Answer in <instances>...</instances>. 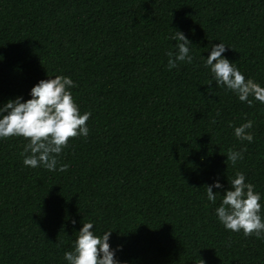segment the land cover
<instances>
[{"label": "trees", "instance_id": "obj_1", "mask_svg": "<svg viewBox=\"0 0 264 264\" xmlns=\"http://www.w3.org/2000/svg\"><path fill=\"white\" fill-rule=\"evenodd\" d=\"M173 29L193 61L169 70ZM219 42L264 86V0H0V106L64 75L92 113L66 171L26 167L27 140L0 139V264H67L87 222L113 231L121 264H264V239L226 230L204 188L219 179L222 196L243 172L264 194V104L216 86L201 57ZM247 120L252 143L234 136ZM229 150H244L235 166Z\"/></svg>", "mask_w": 264, "mask_h": 264}, {"label": "clouds", "instance_id": "obj_2", "mask_svg": "<svg viewBox=\"0 0 264 264\" xmlns=\"http://www.w3.org/2000/svg\"><path fill=\"white\" fill-rule=\"evenodd\" d=\"M174 30L170 37L175 42L174 51H168L169 70L177 68L179 63L191 64L192 43L180 30ZM229 49L224 43L211 47L205 59V67L210 69L217 87L234 93L239 101L253 106L254 101L264 104V86L251 78H246L236 63L229 61L223 54ZM2 59V57H0ZM211 85V83H209ZM77 87L69 76L57 75L39 81L30 91L31 99L23 97L9 99L0 106V139L18 136L27 140L24 148L23 164L26 167H44L49 171H66L64 164L57 169L58 158L68 147L69 141L76 137H88L87 125L92 113H81L73 98L71 89ZM209 94L212 95L211 89ZM253 121L247 120L240 126H234V136L241 142L254 141ZM244 150H229L227 161L235 166L244 158ZM243 172H237L231 179L228 190L221 196L213 189L224 190L219 179L205 186L207 200L215 204L220 197V204L215 209L219 222L226 230L243 232L245 236L255 235L264 239V194L255 190V185L246 182ZM75 223V221H73ZM113 231L97 235L93 222L83 223L74 241V250L64 253L67 264H121L116 253L122 246L113 249L109 240ZM201 264L205 262L201 259Z\"/></svg>", "mask_w": 264, "mask_h": 264}]
</instances>
